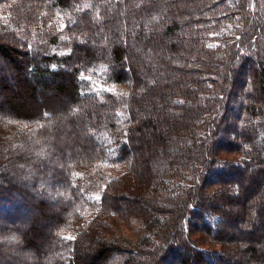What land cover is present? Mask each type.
Wrapping results in <instances>:
<instances>
[{
    "label": "trees",
    "instance_id": "trees-1",
    "mask_svg": "<svg viewBox=\"0 0 264 264\" xmlns=\"http://www.w3.org/2000/svg\"><path fill=\"white\" fill-rule=\"evenodd\" d=\"M133 219L129 246L112 232ZM10 247L26 264H264V0H0Z\"/></svg>",
    "mask_w": 264,
    "mask_h": 264
},
{
    "label": "rangeland",
    "instance_id": "rangeland-1",
    "mask_svg": "<svg viewBox=\"0 0 264 264\" xmlns=\"http://www.w3.org/2000/svg\"><path fill=\"white\" fill-rule=\"evenodd\" d=\"M154 110H156V108H154ZM160 111L161 110L159 109L157 112L160 113ZM157 120H159L158 117ZM166 125L170 126L169 124ZM166 125H164L165 127L164 129L168 127ZM147 130L148 129H146V132H144L146 133L145 135H148ZM150 147L151 146L148 145L149 151H150ZM33 163H35V161H33ZM10 197H12V200L15 199L13 195L12 196L10 195ZM112 233H113L112 235L119 237L124 243L128 244L129 246L135 245L142 236L146 235V232L144 231L142 224L136 219H133V221L129 226H125L122 223L118 222L117 225L114 226ZM107 236L111 237V234H108ZM49 243H52V241L50 240ZM15 249L16 250L14 251L13 247H10L6 253L4 252V255L0 252V264L8 262L9 260H12V264H26L27 262H29L31 258L33 259L35 255V254L32 255L28 254L27 250H22L20 252L18 251L19 249L17 247H15Z\"/></svg>",
    "mask_w": 264,
    "mask_h": 264
}]
</instances>
